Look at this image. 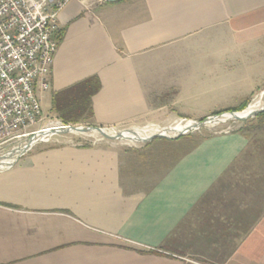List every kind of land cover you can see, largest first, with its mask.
Listing matches in <instances>:
<instances>
[{
	"label": "crops",
	"instance_id": "crops-1",
	"mask_svg": "<svg viewBox=\"0 0 264 264\" xmlns=\"http://www.w3.org/2000/svg\"><path fill=\"white\" fill-rule=\"evenodd\" d=\"M56 25L39 95L57 118L55 95L91 79L84 123L103 127L202 120L264 88V0H70ZM253 119L140 146L35 144L0 169V264H264Z\"/></svg>",
	"mask_w": 264,
	"mask_h": 264
},
{
	"label": "built area",
	"instance_id": "built-area-1",
	"mask_svg": "<svg viewBox=\"0 0 264 264\" xmlns=\"http://www.w3.org/2000/svg\"><path fill=\"white\" fill-rule=\"evenodd\" d=\"M69 1L0 0V144L32 135L42 118L39 93L50 87L59 43L56 17Z\"/></svg>",
	"mask_w": 264,
	"mask_h": 264
},
{
	"label": "rangeland",
	"instance_id": "rangeland-1",
	"mask_svg": "<svg viewBox=\"0 0 264 264\" xmlns=\"http://www.w3.org/2000/svg\"><path fill=\"white\" fill-rule=\"evenodd\" d=\"M262 91H264V88H263V90H261V92H259L257 94V96L255 97L252 104L255 101H258L259 99L261 100L262 105L264 104V92H262ZM42 110H43V106H42ZM45 112H47L46 109H45ZM188 120H192V119L181 118V119H178L174 124L156 125V126L165 128L168 126L170 127L172 125L175 126L179 122L189 123L190 121L187 122ZM55 122L57 124L63 123L65 125H73V126L91 125V124H87V123L66 124L60 118H57L56 116H52L50 114H46L43 111L42 118L35 125L31 126V128L28 129V132H35V131H38L42 128H47L48 126L52 127L55 125ZM262 122H263L262 124L264 125V120ZM256 124L259 125L260 120H257V119L255 120V119H253V117L247 118L244 120L229 119V120L222 122V123L220 122V123H216V124H209V125H206L204 127L199 128V129L191 130V131H189V132H187L181 136L189 137L191 135L195 139H201L203 137H206V136L211 135V134L216 133V132L228 131V130H237L241 127L249 128L252 130V127ZM94 126H98V125H94ZM153 126L155 127V125H147V126H143L140 128L144 129V128L153 127ZM104 127H108L110 129L116 130V131L133 128V127H127V126H104ZM136 128H139V127H136ZM263 128H264V126H263ZM174 136L176 138L177 134ZM30 137H31V135L22 136L19 139H13V140L6 142L4 144H0V156H2L6 152H8V151H10L16 147H19L22 143H25L27 141V139ZM52 138H57L60 142H66V143H71V144H76V145H84V146L97 145L98 143H100L102 141H119L122 144L130 145V146H140L143 144L141 142L136 143V142H130L128 140H110V139L102 137L99 134L91 135L90 133H85V134L83 133L82 134V133H76V132H70V133H66V134H53L51 136L46 137V140H51ZM46 140H44V142H49Z\"/></svg>",
	"mask_w": 264,
	"mask_h": 264
},
{
	"label": "water",
	"instance_id": "water-1",
	"mask_svg": "<svg viewBox=\"0 0 264 264\" xmlns=\"http://www.w3.org/2000/svg\"><path fill=\"white\" fill-rule=\"evenodd\" d=\"M113 1V0H111ZM245 108L241 111H229L224 112L219 115H212L208 116L202 120H188L187 122L191 121L192 126L188 127L184 131H181L177 134L176 137L181 136L191 130L199 129L201 127H204L209 124H213L215 122H225L229 119H237V120H244L247 118L255 117L259 113L264 111V104L262 106H259L257 109L253 110L252 112H249V108ZM229 116V118H227ZM135 128H129V129H123V130H112L108 127L103 126H94V125H85V126H73V125H58V126H52L47 128H42L38 131H35L30 138L27 139L26 143L23 146L18 147L17 150L12 149L10 150V154L14 155V158L12 161L8 162H1L0 161V169L9 166L15 162V160L20 157L21 155L25 154L29 149H31L35 144L46 140V137L51 136L53 134H66L70 132H76V133H98L104 138L110 139V140H126V134L127 133H136L134 130ZM155 138H175V136H169L164 132L147 135V136H139L135 142H141L146 143L149 142ZM1 158V156H0Z\"/></svg>",
	"mask_w": 264,
	"mask_h": 264
},
{
	"label": "trees",
	"instance_id": "trees-1",
	"mask_svg": "<svg viewBox=\"0 0 264 264\" xmlns=\"http://www.w3.org/2000/svg\"><path fill=\"white\" fill-rule=\"evenodd\" d=\"M93 80L95 79L88 80L87 82L85 81L55 95L53 100V110L57 113L58 118H60L64 123H84L92 116L90 96H86L84 93L79 95L78 90L82 86L86 87L88 82H92ZM246 106L247 103H244L240 108L229 111H241L244 110ZM222 113L223 112H219L216 115ZM257 118L263 121L264 111L259 113ZM239 130L244 131V127L239 128Z\"/></svg>",
	"mask_w": 264,
	"mask_h": 264
},
{
	"label": "bare ground",
	"instance_id": "bare-ground-1",
	"mask_svg": "<svg viewBox=\"0 0 264 264\" xmlns=\"http://www.w3.org/2000/svg\"><path fill=\"white\" fill-rule=\"evenodd\" d=\"M262 105L261 100L259 99L258 101H255L253 105H251L249 108V112H252L253 110L257 109L259 106ZM227 118H229V116H227ZM192 122L190 121L189 123H183V122H179L177 123V125H172V126H168L165 128L156 126L155 127H147L144 129L139 128H135L134 130H136V133H127L126 134V140L130 141V142H135L137 140V138L139 136H147V135H152V134H156V133H160V132H164L169 136H174L176 134H178L181 131H184L185 129H187L188 127L192 126L191 124ZM217 122L213 123L216 124ZM222 123V122H221ZM60 125V123H56L54 126H58ZM49 127V126H48ZM83 134V133H82ZM85 134V133H84ZM91 135H97L98 133H90ZM88 136V135H87ZM90 136V135H89ZM127 141V142H128ZM26 143V142H25ZM25 143H22L20 146H23ZM137 143V142H136ZM19 146V147H20ZM15 150L18 149V147L14 148ZM12 154V153H11ZM10 152H6L5 154H3L0 158L1 162H8V161H12L14 158V155H11Z\"/></svg>",
	"mask_w": 264,
	"mask_h": 264
}]
</instances>
